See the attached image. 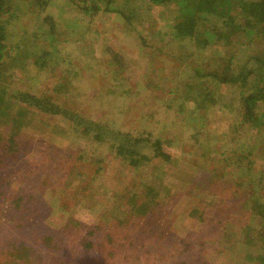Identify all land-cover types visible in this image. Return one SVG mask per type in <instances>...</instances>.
I'll list each match as a JSON object with an SVG mask.
<instances>
[{
    "label": "rangeland",
    "instance_id": "1",
    "mask_svg": "<svg viewBox=\"0 0 264 264\" xmlns=\"http://www.w3.org/2000/svg\"><path fill=\"white\" fill-rule=\"evenodd\" d=\"M10 6L7 43L27 64L2 65L8 88L65 113L5 108L0 264H264V101L251 122L240 100L264 84L261 39H181L175 1ZM227 67L253 72L239 87L208 75ZM118 134L158 140L170 159L132 167Z\"/></svg>",
    "mask_w": 264,
    "mask_h": 264
},
{
    "label": "trees",
    "instance_id": "2",
    "mask_svg": "<svg viewBox=\"0 0 264 264\" xmlns=\"http://www.w3.org/2000/svg\"><path fill=\"white\" fill-rule=\"evenodd\" d=\"M15 0H0V120L2 116L4 121L7 122L9 119L5 116V108H8L10 104L19 100L22 103L21 109H26L31 104L40 110L41 112H52V113H65L62 105L59 106L54 102H51L50 99L45 98V95L42 93L39 97L32 95L30 91L26 90H17L15 93H11L10 88H8L6 81L10 82L12 74L4 72L1 67L8 62L13 65L25 67L27 64L25 61L26 57H19L18 53L12 52V44L7 43L6 39V25L9 24L11 14V3ZM26 2L27 6L33 4H40L39 11H42L44 7L48 4V0H20ZM151 4L154 5H166L171 1H175L179 6L178 9V18L179 20L175 21L171 26L172 32L181 39L192 40L195 43H217L219 46H227V38L232 36L235 32H242L246 42L251 43L254 41L255 37L261 39L263 42L262 53L264 56V0H148ZM234 4V5H233ZM232 5L235 7L234 11H231ZM88 7V6H87ZM29 9V8H28ZM97 10V7H94ZM181 9L185 12L182 13ZM31 10V9H30ZM90 9H85L84 12L89 13ZM13 12V11H12ZM220 39H223L221 41ZM220 40V41H219ZM262 57V56H260ZM18 58V59H17ZM42 58V56H41ZM8 59V60H7ZM37 59H40V56H37ZM37 59H34L33 62H37ZM18 61V63H17ZM29 62V61H28ZM32 62V63H33ZM259 66L264 65V59L259 58ZM38 68L43 69L45 65H37ZM216 70L209 71L208 75L214 76L218 82L225 84H236L238 87L242 86V82L247 79V76L252 73L251 70L243 72L237 70L235 74V69H228L226 71L218 72ZM207 76V75H206ZM205 76V77H206ZM31 79L30 76L27 78ZM264 82V81H263ZM190 86V85H189ZM188 86V87H189ZM16 87V86H15ZM10 89V91H9ZM246 94L244 90H240L241 102L243 107L247 112H245L246 117L253 122L256 118L252 109L258 101H264V84L262 87L253 86L248 90ZM7 95L9 101L5 100L4 97ZM30 105H29V104ZM71 118V117H70ZM72 119V118H71ZM17 123V122H16ZM90 121L80 120L75 121L76 126L89 133L91 132ZM115 134H113L114 136ZM95 138L102 137V131L98 130L94 134ZM117 147L116 151L123 156L127 163L132 166H138V163L142 160H148L150 155L148 152H151V156L161 157L163 159L169 160L170 157L164 153L161 149L158 140H152L149 138H132L126 135H117ZM18 143V142H17ZM14 136L10 135L6 139L5 145L8 149L15 148L17 144ZM153 206V204L151 205ZM150 206V207H151ZM149 207V208H150ZM147 209V211H150ZM248 255V254H247ZM249 256V255H248ZM249 258V257H248Z\"/></svg>",
    "mask_w": 264,
    "mask_h": 264
}]
</instances>
